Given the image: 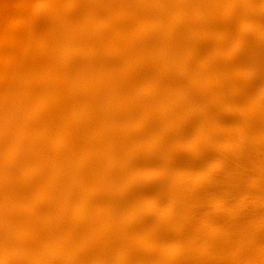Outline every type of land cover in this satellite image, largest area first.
Masks as SVG:
<instances>
[{
  "label": "bare ground",
  "instance_id": "obj_1",
  "mask_svg": "<svg viewBox=\"0 0 264 264\" xmlns=\"http://www.w3.org/2000/svg\"><path fill=\"white\" fill-rule=\"evenodd\" d=\"M74 3L0 0V264H264V1Z\"/></svg>",
  "mask_w": 264,
  "mask_h": 264
},
{
  "label": "rangeland",
  "instance_id": "obj_2",
  "mask_svg": "<svg viewBox=\"0 0 264 264\" xmlns=\"http://www.w3.org/2000/svg\"><path fill=\"white\" fill-rule=\"evenodd\" d=\"M52 2H54V3H57V2H59V8H56V9H51V10H49L48 12H46L44 15H40L39 17H47L48 15H50V13L52 12V10H54L53 11V13L55 14V16H58V15H60V14H63V13H69V14H73V13H75V11H76V9H75V3H74V0H51ZM264 1V0H263ZM155 2V1H154ZM160 2H162V1H160ZM74 3V4H73ZM156 3V2H155ZM40 4H43L44 5V3L42 2V3H39V4H37V5H40ZM157 4V3H156ZM23 8H28V12L29 13H31V9H33L34 8V6H27V5H24V4H19V3H16V5H14L13 6V10H15V11H19V10H21V9H23ZM52 13V14H53ZM65 13V14H66ZM39 19H41V18H39ZM110 21V19H108V22ZM16 30V29H15ZM15 30H14V32H15ZM41 30H39L38 32H40ZM104 31H107V30H104ZM1 34H3V32L1 33ZM0 34V35H1ZM12 37L13 38H11V40H13V41H15V42H18L19 40H23V38L22 37H18V39H17V37L12 33ZM10 40V41H11ZM38 44V43H37ZM222 44H225V46L227 47V48H229L228 50H225V53H230L231 51H233L234 50V47H232V46H228V45H226V44H231V42L230 41H222ZM0 45H1V43H0ZM203 46L204 47H206V51H208V48H212L213 47V45H210V44H208L207 45V43H203ZM213 49V48H212ZM208 54V53H207ZM234 56H235V54H233ZM220 56H221V54H220ZM230 56H232V55H230ZM234 71V70H236V71H238V72H242L243 70H240V69H231L230 71ZM177 72H179V71H177ZM182 74V73H181ZM56 76V83L59 81L60 82V79H58V75H55ZM183 76V74L182 75H180V77H182ZM193 81H191L190 83H192ZM1 83V82H0ZM258 85V84H257ZM4 90H6L7 91V84H5L4 85V88H3ZM39 95H42V94H39ZM39 95H37V96H39ZM239 95V97L241 98V100H243L244 101V99H248L246 96H244L243 95V93H242V95L241 94H238ZM259 96V99H261V101H264V95L263 94H258ZM1 96L3 97V99L4 98H7V96H10L9 94H7V95H5V94H1ZM44 96V95H43ZM250 101V100H249ZM250 102H253L252 100L250 101ZM211 106H213L214 108H216L217 110H219V111H216L215 113V115L217 116V118L218 119H223V120H225V119H227V118H225V117H227V116H230V115H232V110L235 108V107H232L231 108V110H229V108H226V104H229L230 103V99L229 98H219V97H217V96H213V98L211 99ZM243 105H245L244 103H243ZM224 107V108H223ZM228 107V106H227ZM221 108V109H220ZM226 108V109H225ZM6 120V119H5ZM222 120V121H223ZM231 128H233V127H231ZM123 134L125 135V133L123 132ZM262 136H264V134H262ZM193 153V152H192ZM207 153H205V154H202V156H204V155H206ZM259 168H252V167H249V171H247V175H250L247 179H249L250 181H252V180H255V181H258V179H260V178H264V174H263V176H261V177H259V174H260V172H259V170H258ZM231 177H233V175H230ZM223 179V181H225L226 180V178L225 177H223L222 178ZM227 183H229V182H225V186H226V184ZM21 185V182L20 181H15V182H13V186H16V187H18V186H20ZM234 185H236V183H234ZM171 196H167L166 195V193H165V196L161 199V202L163 203V205L165 206V207H167L172 201H173V199H174V197H173V194H170ZM247 198H249L248 196H246ZM179 198V197H178ZM221 198H223V197H221ZM239 202H240V200H238ZM252 202H254V205H255V208H253V209H250V210H247L246 208H244V211H242V213L243 214H248V215H250V216H260V214H259V212H261V210H264V208H262L263 206H264V200H259L258 198L257 199H253V200H251ZM178 203H180L182 206H183V208H185V209H189L187 212H189L191 209L190 208H192V207H195V205H192V204H190L189 202H186V201H183V200H181L180 202H178ZM178 203H176V204H178ZM241 203V202H240ZM238 204V203H237ZM242 205V204H241ZM145 206V205H144ZM143 206V207H144ZM199 206H200V209H202V210H204L205 208H206V203H205V201L204 202H201L200 204H199ZM245 206V205H244ZM37 207H40V206H37ZM171 207V205L169 206V208ZM168 208V207H167ZM168 208V209H169ZM148 210V209H147ZM194 210V209H193ZM202 210L199 212L198 210H194V211H196L197 213H195V212H191V213H189V219H192V218H195V217H200L201 215H202ZM146 210H144L143 211V213L141 214V215H145V214H147L148 212H145ZM262 213V212H261ZM148 214H153V215H158L157 214V212H150V213H148ZM142 217H144V216H142ZM185 219H187L186 217H185ZM146 221H148V220H146ZM226 221H228V220H226ZM260 257H264V255H261ZM264 259V258H263ZM3 264H11L10 262H5V263H3Z\"/></svg>",
  "mask_w": 264,
  "mask_h": 264
},
{
  "label": "water",
  "instance_id": "obj_3",
  "mask_svg": "<svg viewBox=\"0 0 264 264\" xmlns=\"http://www.w3.org/2000/svg\"><path fill=\"white\" fill-rule=\"evenodd\" d=\"M226 45H228V44H226ZM229 47H230V46H229ZM243 54H245V55H243ZM252 56H253L252 53H245V52L240 51V52H238L237 54H235V56L232 55V56H230V57H227V59H225V60L232 61L230 66H233L234 64H236V63L239 61L238 59H239L240 57H243L242 59H240V60H243V59H246V58H249V57H252ZM220 57H222V55H221ZM222 58H223V57H222ZM236 59H237V60H236ZM227 119H228V116H227ZM115 256H117V255H114V257H115Z\"/></svg>",
  "mask_w": 264,
  "mask_h": 264
}]
</instances>
